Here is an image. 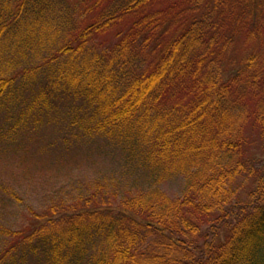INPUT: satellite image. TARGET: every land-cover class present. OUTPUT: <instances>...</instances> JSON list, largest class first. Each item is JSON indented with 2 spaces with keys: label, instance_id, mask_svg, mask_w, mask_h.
<instances>
[{
  "label": "trees",
  "instance_id": "trees-1",
  "mask_svg": "<svg viewBox=\"0 0 264 264\" xmlns=\"http://www.w3.org/2000/svg\"><path fill=\"white\" fill-rule=\"evenodd\" d=\"M160 1L0 0V154L57 123L148 179L80 185L73 214L13 233L0 264L17 249L19 264H264V162L243 160L238 126L257 95L264 152V0ZM240 37L254 49L233 60ZM176 177L173 199L159 186Z\"/></svg>",
  "mask_w": 264,
  "mask_h": 264
},
{
  "label": "rangeland",
  "instance_id": "rangeland-1",
  "mask_svg": "<svg viewBox=\"0 0 264 264\" xmlns=\"http://www.w3.org/2000/svg\"><path fill=\"white\" fill-rule=\"evenodd\" d=\"M173 2L174 0H162L158 9L165 10ZM92 18L94 17L88 19ZM81 21L84 23L87 20L75 15L68 21L67 27L72 28L76 23L73 31H77L83 26ZM230 29L228 26L226 32L230 33ZM68 38L65 35V39ZM243 44L242 37L235 42L234 52L230 53H235L233 60L254 49V45L253 48L246 49ZM258 103L257 95L247 97L242 104L246 117L238 119V126L241 124L246 137L243 160L251 161L257 169L264 162L260 131L255 123ZM56 124L43 131L44 137L38 135L33 140L24 137L22 143L18 141L15 147L7 148L0 154V257L19 240L13 233L27 235L45 227L54 212L58 213L53 217L56 221L59 217L73 214L69 204L73 202L80 185L89 186L97 179L121 181L120 189L125 194H134L138 191L136 188L141 186L143 189L148 187L145 172L137 169L134 164L131 166L120 150H113L98 140L90 144L68 143L67 140H71L69 136L57 134L65 125ZM252 182L248 180L243 184L239 192L240 200H247ZM159 187L169 197L178 199L184 195L185 180L183 177H176ZM229 223L231 227L236 222L232 220ZM221 231L224 237L229 233L224 226ZM16 251V255L5 259L4 264H19L20 254L18 249ZM26 259L27 264H30L37 258L27 256Z\"/></svg>",
  "mask_w": 264,
  "mask_h": 264
}]
</instances>
